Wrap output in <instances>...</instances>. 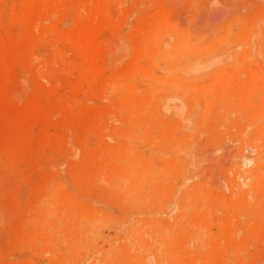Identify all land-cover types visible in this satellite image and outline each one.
<instances>
[{
    "label": "rangeland",
    "instance_id": "1",
    "mask_svg": "<svg viewBox=\"0 0 264 264\" xmlns=\"http://www.w3.org/2000/svg\"><path fill=\"white\" fill-rule=\"evenodd\" d=\"M0 264H264V0H0Z\"/></svg>",
    "mask_w": 264,
    "mask_h": 264
},
{
    "label": "bare ground",
    "instance_id": "2",
    "mask_svg": "<svg viewBox=\"0 0 264 264\" xmlns=\"http://www.w3.org/2000/svg\"><path fill=\"white\" fill-rule=\"evenodd\" d=\"M209 21H210V20H209ZM226 21H227V20H226ZM204 22H205V21H204ZM206 22H207V20H206ZM207 23H208V22H207ZM201 25H202V24H201ZM206 25H208V24H206ZM210 25H212V23H211ZM212 26H213V25H212ZM212 26H211V27H212ZM217 26L219 27V25H216V27H217ZM216 27H215V25H214L212 29H215ZM224 27H225V26H224ZM227 28H228V27H227ZM214 31H216V30H214ZM209 61H210V60H209ZM196 63H198V62H196ZM195 66H196V65H195ZM199 66H201V65H199ZM197 67H198V66H197ZM191 68H192V67H191ZM198 68H200V67H198ZM179 69H180V68H179ZM180 70H181V69H180ZM191 70H193V69H191ZM196 70H198V69H195V71H196ZM199 70H200V69H199ZM183 72H184V71H183ZM193 72H194V71H193ZM194 73H196V72H194ZM191 74H192V72H191ZM186 75H187V74H186ZM193 75H194V74H193ZM180 76H181V75H180Z\"/></svg>",
    "mask_w": 264,
    "mask_h": 264
}]
</instances>
